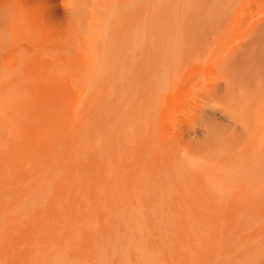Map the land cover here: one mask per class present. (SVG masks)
Here are the masks:
<instances>
[{"label": "rangeland", "instance_id": "rangeland-1", "mask_svg": "<svg viewBox=\"0 0 264 264\" xmlns=\"http://www.w3.org/2000/svg\"><path fill=\"white\" fill-rule=\"evenodd\" d=\"M92 1H88L89 10L96 7L95 4H93V7L91 6L92 4L90 5V3H94ZM140 1L137 2L138 4L133 3V5L137 6L133 7L134 10L128 2L126 3L129 6L126 3V5H123L127 6L125 10L123 7V12L120 7L119 17L121 12L124 14L126 11L124 15L122 14L123 17L119 18L120 27H117L116 39L120 48L115 52L118 55L113 60V67L109 66L111 78H107L111 83L117 84V87L112 84L113 87L109 89L112 93L109 92L111 94H107V96L111 95L112 97H105V99H108L107 103H109V105L107 103L105 105L106 118L96 117L100 119L98 120L99 123L96 121L93 130H85L83 133H87V136L85 135L84 138L83 133H80V139L78 138L77 126L79 123H84V119H87L90 115L87 106L88 97L92 92L89 89L90 83L87 90H80L74 80L77 78H72L75 67L73 70L66 68L68 71H73L72 75H69L70 71L65 72L64 70L66 69L63 67L67 65L71 67L72 65L70 66L68 62V64L64 63L67 65L62 64L64 59L59 55L57 56L58 50L56 49V55L54 56L55 49H49L48 47L50 46L48 45L46 47L44 44L45 46L43 47L45 49L34 48L35 51H33L34 49L30 51L26 49V53L18 46L21 41L12 43L13 46L4 48L5 50L1 48L0 63L2 62L3 68L0 66V73L2 72L1 74L3 75L2 69H4V74L10 76L11 73L13 74L12 71L15 73L18 71L17 68L21 73L18 74L17 72L14 74L15 78L13 75H11L13 76L11 78L4 75L5 80H3L2 75L0 76V79L2 78L4 81L0 80L2 82L0 85V96L2 95L0 97V215L4 217L2 218L5 221L3 222L0 216V222L2 221L5 224L1 223L0 228V264H39L42 260L55 262L54 264H136L128 256L125 257L126 253L124 250H126L127 244L133 243L136 246L142 241L148 242L152 246L153 252L150 250L145 253L141 251V257L138 258L141 264H163L162 262L164 264H264V170L262 171L264 168V154H261L264 147V124H262L264 123V106L259 109V105L262 103L260 99L264 97V0H150L151 4L147 3V0ZM128 7H131L133 11H130L131 8L127 10ZM129 13L130 15H128ZM125 15L127 16L124 17ZM131 15H134L133 27H130L129 23ZM183 18L184 20H182ZM138 25L141 26L139 27ZM130 28L136 29L138 36L135 32L132 33ZM150 28L152 29L150 30ZM163 28L168 33L166 34L168 40L165 38ZM84 30H87V27ZM169 32L172 33L170 34ZM147 33L151 39H149ZM131 34H134L132 45L135 47L132 49L129 47ZM162 38H165L164 40L166 41ZM145 39L147 40L146 44ZM137 40L138 42H136ZM142 45L143 48L140 49ZM160 45H162L161 49ZM163 45L165 46L163 47ZM14 46V51L9 49ZM175 46L178 49L177 51ZM169 47L170 49L174 48L171 53L174 50L176 53L171 54ZM164 48H167V50ZM36 49H39L40 54ZM49 50L51 51L49 53L50 57L47 54ZM2 51H4V54ZM5 51L8 52L5 53ZM68 51L72 53V50ZM68 51L66 54L69 53ZM9 52L11 54L15 52V54L10 55ZM33 52L35 54L38 52L39 55H35ZM131 52L134 56L131 55ZM29 53H31V57L28 55ZM24 54H27V56H24ZM51 55L57 56L56 59L60 57L59 59L62 60L60 61L61 63L54 62L56 64L59 63L60 65L57 64L59 67L63 66L56 68V70L58 69L57 74L54 69L52 70L54 72L51 71L50 74V69L46 68L56 66L53 61L51 62V60H54ZM172 55L173 58L171 57ZM138 56L140 58H137ZM24 57L27 60H24ZM118 57L120 61L117 60ZM12 61L14 62L12 63ZM155 61L159 62V64L162 61L163 65L169 63L168 65L171 68L167 65L168 73L170 76L176 75L172 81H176V77H178V80L181 79L180 81L182 82L178 81L181 84H178L177 90H174V84L170 92H168L170 87L167 90L163 88L164 92L159 86L160 84L158 86L162 91L158 89L156 80L153 81L155 76L151 73L154 70ZM18 63L21 65L20 67H17ZM113 64L124 66L121 71L127 72V74L123 73L124 76H122L120 69H118L121 66L115 68ZM12 65L14 66L12 67ZM125 66L126 68L129 67L128 69H131V71L126 69L125 72ZM44 67L49 72V74L46 72L48 77L45 74ZM40 68L42 69L41 71L39 70ZM62 68L63 74L66 73L68 75H59L58 78V71L62 70ZM119 73L121 74L120 77H124L122 82L120 77H118ZM179 73H181L180 79ZM20 74L21 76L19 77ZM150 76H152L151 79ZM44 77L46 78L43 79ZM8 78L9 80L6 82ZM99 79L95 80L96 86L94 88L104 81ZM13 80L15 81L13 82ZM74 81L76 83L73 84ZM149 81L151 86L148 85ZM9 82L13 83L9 84ZM219 83L220 86L215 92V98L213 97L210 102L212 106L208 107L209 109L213 108L212 111L216 112L214 113L215 115L213 112L210 113V115L213 114L212 117L216 116V118L208 120L210 121L209 124L204 120L197 123L198 127L195 126L196 128L188 129L194 117V113H192L193 107L199 102V98L205 97L207 89ZM75 84L77 87L74 86ZM146 88L148 90L152 88L151 92H148ZM120 89H124L121 95L119 94L122 91ZM158 90H160V94H158ZM173 91L176 92L172 94ZM82 93L84 99L79 98L82 99V102L75 100L74 104L71 100L78 99L77 96L82 97ZM154 93L158 96V99L161 96V100H158ZM165 93L170 96L173 95V99L167 94L164 95ZM165 96L170 98L167 97L169 106L166 108L163 106L166 102L168 103ZM116 97L119 99L114 103ZM126 98L130 99L126 101ZM79 102L82 104L80 105ZM136 102L137 104L135 105ZM125 103L128 106H124ZM167 103L166 105H168ZM140 104L141 106H139ZM92 107H95V105L92 104ZM220 107L228 109L227 112L232 119L225 118L223 120L218 118L221 116L217 112ZM81 112L85 113L87 118L83 119L85 115ZM230 112L233 113L231 114ZM165 113H167L166 116ZM77 114L79 115L78 118H76ZM101 119H103L102 122H100ZM234 119H243V121L235 122ZM75 120L77 121L75 122ZM159 120L161 121L158 124ZM125 121H128L129 125ZM213 123L218 125L219 129L217 126L215 128V125H213L214 128L212 126L209 128V125ZM107 124L111 127L108 128ZM201 124H203L202 127L200 126ZM165 125L168 127V136H164L167 130ZM127 126L128 131H126ZM138 129L142 131L140 132ZM194 129L196 130L193 131ZM200 130L204 132L202 133ZM19 131L21 132L19 133ZM198 131L200 132L198 133ZM147 132L149 133L147 134ZM14 135H18V137ZM187 135L192 136V142L188 149L184 150L182 141L188 140ZM229 135L232 137L229 138ZM86 137L87 139H85ZM164 138L165 140L163 141ZM85 140L88 141L87 146ZM71 144L74 146H71ZM77 146L81 147L76 148ZM167 146L169 147L167 148ZM181 146L182 148H180ZM120 147L124 149L122 148V150ZM245 150H247L246 154L250 151L252 152L248 156L250 158L252 155L253 159L246 157L245 160L241 157L243 155L242 152ZM206 151L208 153H205ZM93 152L96 154H93ZM222 152H225L227 162L228 160L229 162L217 164L216 155ZM256 152L258 156H256ZM81 154L83 155L81 156ZM67 156L69 158H66ZM147 156L149 157L147 158ZM200 158L202 159L200 160ZM245 161L252 164L247 163V166ZM104 162L106 164L109 163V166H106ZM241 162H244L243 167ZM122 164H125V166H121ZM180 164L182 165L180 166ZM56 166L59 168H57V171H53ZM141 166H145L143 171L140 168ZM162 166L164 167L163 170H161ZM173 166L176 167L173 168ZM217 166H219V170H217ZM229 166L231 168L233 166L234 169ZM244 168L246 169L242 170ZM229 169L238 178L232 175V172H227L230 171ZM138 170L140 171L137 172ZM52 171L57 174L51 173ZM60 171L61 175L58 178V172ZM105 171L108 177H106ZM52 174L57 176L54 178V176H50ZM227 175L230 177L234 176V178L230 179ZM40 176L45 177V182L42 183L44 177L40 178ZM143 177L145 178L143 179ZM148 177L150 180L147 179ZM52 178L54 179L52 180L54 184L50 180ZM46 179L50 180L51 185L47 183L44 190L42 186L48 181ZM185 179L186 181H184ZM142 180L145 182H142ZM150 183L152 184L151 186ZM76 185L77 189H75ZM166 185L169 187H166ZM232 185L233 187H231ZM134 186L136 187L133 188ZM237 186H241L239 187L240 189H237ZM51 187L52 189H50ZM98 187L101 189L99 190ZM138 187L141 189L140 191ZM225 187L228 193L223 191ZM235 187L237 188L234 189ZM39 188L44 191L49 188L50 192L48 190L47 192L49 193H43L42 190L38 191ZM85 188L87 191L84 190ZM60 190H62V194ZM76 190L79 191V193L77 192L78 195L75 193ZM36 192L38 194L42 193V196L40 194V196L36 195V197L34 195ZM82 192L83 194H81ZM224 192H226L227 196H224ZM47 194L48 196L45 198ZM25 195H27L26 200L32 199L30 203H33L34 198L40 197L38 198V203L35 202V204L31 205V207L34 205L33 210L30 209L29 202L27 205ZM32 195L35 197L31 198L30 196ZM166 195H168V198ZM73 196L74 199L72 198ZM41 198L42 200H39ZM114 198H116V202ZM55 199L56 201L59 200V202H56ZM20 200L23 201L21 202ZM82 200L86 201L81 202ZM136 202L139 203L137 204ZM139 204L140 206H138ZM23 205H27L25 207L28 210H25L32 211L31 213L29 212V216H27V211H22L24 210ZM170 205L182 207L184 214L185 212L187 213L185 216L188 221L191 220L188 223L190 225H187L185 231L181 232L180 237L182 239L175 233L172 236L167 233L166 236L161 237L159 244H154L150 243L148 237H141L143 233L140 228L147 221L155 229L158 224L160 229L163 230L171 228L170 221L168 219L166 221L164 216L162 217V213H165V210ZM15 207L19 211L22 208L20 211L22 213L16 212ZM87 208L90 209L88 210ZM25 212L27 218L23 215ZM15 213L19 214L16 216ZM7 214L9 216H5ZM21 214L23 216L20 219L19 216ZM12 215L15 216L12 217ZM22 218L24 219L22 220ZM67 219H70V221L68 222ZM88 220H90L89 224ZM175 220L176 218L174 217V223ZM147 231L149 230L145 228V232ZM65 233H69V238H63ZM71 235L74 236L71 237ZM138 241L141 242L136 243ZM118 244H120L118 246L120 248L117 249L116 246ZM121 248H124V250Z\"/></svg>", "mask_w": 264, "mask_h": 264}, {"label": "bare ground", "instance_id": "bare-ground-1", "mask_svg": "<svg viewBox=\"0 0 264 264\" xmlns=\"http://www.w3.org/2000/svg\"><path fill=\"white\" fill-rule=\"evenodd\" d=\"M89 2H90V0H88ZM87 0H0V50H2L1 48H8L9 46H13V44L12 43H16V42H19V41H21V44L20 45H18L19 47H21V50L22 51H30V50H33L34 48H44L45 49V47H43V46H45L46 45V47H48V46H50V47H48L49 49H55V53H53L54 54V56L56 55V49L59 51V54H58V51H57V56L59 55L62 59H64L63 61L64 62H62V64H64L65 62L67 63H69V65L72 67H68V63L67 64H64V65H67L66 67L64 66H57V64L58 65H60L59 63H54V62H60V61H62V60H60L59 58H57L56 59V57H54V56H52V59L54 58V60H51V62L53 61V64H56V66L55 67H51V68H48V67H46L47 69H50V74H51V71L54 69L55 70V72H56V74H57V70H56V68H61V67H63V68H70V69H72L73 70V68L75 67V69H74V74H73V71H70V72H72V73H70L69 71H68V69H66V70H64L65 72H69V75H72V78L73 77H76L77 79H74L75 81L73 82V84L74 83H76L77 84V86L79 87V89L80 90H82V91H85V90H87L88 89V84L90 83V86H89V89L92 91L91 93H90V95H89V97L88 96H86L87 95V93L89 94V92L87 91V93H86V97H88V104H87V106H88V109H89V112H90V115L88 116V118H87V116L85 115V113H82V114H84L85 116H83V119L86 117L87 119H84L85 121H84V123H79L78 124V126H77V130H78V132H77V135H78V138L80 139V137H79V134L80 133H83L85 130H93L94 128H95V126L94 125H96V121L98 122V120H100L99 118H96V117H100V118H106V116H107V114H106V111H105V105H106V103L108 102L107 100L108 99H105V97H109V96H111V95H109V96H107V94H111L112 92H111V90H109V89H111V87H113L114 85L116 86L117 84H114V83H111L109 80H107V78H111V72L109 71V66H112V63H113V60L114 59H116V56L118 55V53L116 54L115 52H117V50H119V46H118V41H117V32H118V29H117V27L119 26V18L120 17H123L122 16V12L127 8V6H129V4H130V6L133 8L134 6H136V5H133V3H137L139 0H94V1H92V2H94V3H90V5L93 7V4H95L96 5V7H93V8H90V10H89V8H88V2ZM136 1V2H135ZM141 1H143V0H141ZM140 1V2H141ZM126 2H128V3H126ZM154 2V1H153ZM127 4V6H123L124 4ZM146 3V2H145ZM147 3H152V2H150V0L148 1L147 0ZM45 4V5H44ZM125 4V5H126ZM138 4V3H137ZM63 5H65V6H63ZM146 5V4H145ZM149 5V4H148ZM148 5H147V7H148ZM151 6V5H150ZM122 8V12L120 13V17H119V11H121V8ZM123 7H124V10H123ZM131 7H128V9L127 10H130V8ZM137 7V6H136ZM132 8H131V10L130 11H133L134 10V8H133V10H132ZM149 8V7H148ZM187 7H186V5H185V9H186ZM145 9V8H144ZM126 12V11H125ZM125 12H124V14H125ZM146 12H147V10H146ZM186 12V11H185ZM127 13H128V11H127ZM126 13V14H127ZM149 13V12H148ZM123 14V15H124ZM128 15H130V13L128 14ZM144 15V14H143ZM148 15V14H147ZM176 15V14H175ZM127 15H125L124 17H126ZM142 16V15H141ZM167 17V16H166ZM133 19H134V15L132 16L131 15V17L129 18V23H130V27L132 26L133 27V25H134V23H133ZM124 21H125V19H123ZM148 20V19H147ZM146 20V21H147ZM151 20V19H150ZM149 20V21H150ZM182 20H184V18L182 19ZM181 20V21H182ZM146 21H145V23H146ZM169 21V20H168ZM152 22V21H151ZM166 22V21H165ZM144 23V22H143ZM144 23V24H145ZM178 23V22H177ZM183 23V22H182ZM122 24H123V22H122ZM147 24V23H146ZM165 24V23H164ZM95 25V26H94ZM120 25H121V21H120ZM143 25V24H142ZM148 25V24H147ZM153 25H155V24H153ZM182 25V24H181ZM93 26H94V28H93ZM139 26V25H138ZM138 26H136V27H138ZM141 26V25H140ZM139 26V27H140ZM152 26V25H151ZM160 26H161V24H160ZM87 27V30H84V28H86ZM120 27V26H119ZM149 27H150V25H149ZM159 27V26H158ZM166 27V26H165ZM178 27H179V25H178ZM135 28V27H134ZM147 28V27H146ZM157 28V27H156ZM172 28V27H171ZM117 29V30H116ZM131 29V28H130ZM152 28H150V30H151ZM132 30V33L133 32H135L136 33V29L134 30V29H131ZM148 30V29H147ZM178 30V29H177ZM180 30V29H179ZM144 31V30H143ZM143 31H142V33H143ZM146 31V30H145ZM156 31V30H155ZM159 31V30H158ZM139 32V31H138ZM152 32H153V30H152ZM162 32V31H161ZM163 32H164V34H165V38L167 39V36H166V34H168L167 32H166V30L163 28ZM166 32V33H165ZM179 32V31H178ZM127 33V32H126ZM134 33V34H135ZM145 33V32H144ZM150 33V32H149ZM170 33V32H169ZM172 33V32H171ZM170 33V34H171ZM123 34H125V33H123ZM128 34V33H127ZM134 34L132 35L131 34V45L129 44V47L132 49V48H135V47H133V36H134ZM137 34V33H136ZM140 34V33H139ZM153 34V33H152ZM151 34V35H152ZM180 34V33H179ZM143 35V34H142ZM162 35V34H161ZM21 36V37H20ZM130 36V35H129ZM137 36H138V34H137ZM147 36L149 37V35H148V33H147ZM156 36V35H155ZM164 36V35H163ZM175 36H176V33H175ZM153 37V36H152ZM162 37V36H161ZM181 37H182V35H181ZM137 38V37H136ZM142 38V37H141ZM164 38V39H165ZM172 38V37H171ZM174 38V37H173ZM178 38V37H177ZM183 38V37H182ZM146 39H147V37H146ZM145 39V40H146ZM149 39H151V37H149ZM163 39V38H162ZM163 39V40H164ZM181 39V38H180ZM179 39V40H180ZM136 40V39H135ZM163 40H162V43H163ZM168 40V39H167ZM176 40H178V39H176ZM175 40V41H176ZM149 41V40H148ZM154 41V40H153ZM164 41H166V40H164ZM136 42H138V40L136 41ZM146 42H147V40L145 41V44H146ZM160 42V41H159ZM128 43V42H127ZM135 43V42H134ZM150 43V42H149ZM161 43V42H160ZM169 43H170V41H169ZM169 43H167V45H169ZM172 43H174V42H172ZM179 43V42H178ZM43 44V45H42ZM45 44V45H44ZM136 44V43H135ZM165 44V43H164ZM174 44H176V43H174ZM173 44V45H174ZM41 45H42V47H41ZM48 45V46H47ZM53 46V47H52ZM135 46V45H134ZM137 46V45H136ZM161 46L162 45H160V49H161ZM165 45H163V47H164ZM176 46H178V45H176ZM176 46H175V50L177 51L178 49H176ZM9 48V49H12V51H14L13 49L15 48V46L13 47V48ZM141 48L140 49H142L143 48V45L142 46H140ZM162 47V48H163ZM167 47V46H166ZM18 48V47H17ZM129 48V49H130ZM178 48V47H177ZM19 49V48H18ZM18 49H16V50H18ZM27 49V50H26ZM136 49H138V48H136ZM148 49V48H147ZM146 49V50H147ZM164 49H166L167 50V48H164ZM169 49H170V47H169ZM172 49H174V48H171L170 49V53H171V51H173ZM5 50V49H4ZM15 50V51H16ZM20 50V51H21ZM39 51V49H36V51ZM47 51H48V49H46ZM68 50H72V53L70 52V51H68ZM125 50H127V51H129L128 49H125ZM175 50H174V52H175ZM9 51H11V50H9ZM33 51H35V49L33 50ZM45 51V50H44ZM53 51V50H52ZM67 51L69 52L68 54H66L67 53ZM73 51H74V53H73ZM141 51V50H140ZM3 52V54H4V51H2ZM8 52V51H7ZM6 51H5V53H7ZM54 52V51H53ZM139 52V51H138ZM143 52V51H142ZM157 52V51H156ZM166 52V51H165ZM174 52H172V53H174ZM13 54H11L10 52H9V54L10 55H14L15 54V52H12ZM26 53V52H25ZM34 54H35V52H33ZM32 53V54H33ZM45 54H46V51L44 52ZM49 53H51V51L49 50V52L47 53L48 54V56L50 57V54ZM159 53V52H158ZM167 53H168V51H167ZM166 53V54H167ZM171 53V54H172ZM176 53V52H175ZM174 53V54H175ZM0 54H1V51H0ZM23 54V53H22ZM22 54H20V55H22ZM36 54H38V52H36ZM35 54V55H36ZM39 54H40V51H39ZM38 54V55H39ZM42 54V53H41ZM120 54V53H119ZM153 54V53H152ZM151 54V55H152ZM160 54V53H159ZM173 54V55H174ZM19 55V56H20ZM27 56V54H24V56ZM30 57H31V53H29L28 54ZM37 55V56H38ZM43 56H44V54H42ZM131 55H132V52H131ZM173 55L171 56L172 58H173ZM132 56H134V55H132ZM135 56H137V55H135ZM141 56H142V54H141ZM162 56V55H161ZM166 56V55H165ZM1 57V56H0ZM14 57H16V56H14ZM40 57V56H39ZM19 58V57H18ZM23 58V57H22ZM22 58H20V60L21 61H23V59ZM25 59L24 60H27L26 59V57H24ZM29 58V57H28ZM44 58V57H43ZM134 58V57H133ZM136 58V57H135ZM137 58H140L139 56L137 57ZM143 58H144V56H143ZM160 58V57H159ZM179 58V57H178ZM181 58V57H180ZM59 59V60H58ZM12 60V59H11ZM16 60V59H15ZM14 60V61H15ZM19 60V59H18ZM29 60H31V59H29ZM67 60V61H66ZM117 60H119V57L117 58ZM132 60V59H131ZM151 60H153V59H151ZM1 61V60H0ZM14 61H12V63L14 62ZM47 61H49V60H47ZM120 61V60H119ZM134 61H135V59H134ZM172 62H173V60H171ZM180 61H181V59H180ZM15 62H17V61H15ZM125 63H126V61H124ZM148 62V61H147ZM2 63V62H1ZM0 63V64H1ZM23 63V62H22ZM61 63V62H60ZM70 63H73V64H70ZM117 63H118V61H117ZM171 63V62H170ZM10 64V63H9ZM25 64V63H24ZM132 64V63H131ZM130 64V65H131ZM135 64V63H134ZM150 64V63H149ZM155 67H154V70H152V74L155 76L154 78L155 79H153V81L154 80H156V84H157V86H158V84H160L159 86L161 87V89H163V88H166L165 90H167L169 87V91L168 92H170V90H172V88H173V84H174V86H175V89L174 90H177L176 88H177V86H179L182 82L180 81L181 79H180V74L181 73H179V79L180 80H178V77H176L177 78V80L176 81H172V79L174 80V76H176L175 74H174V76H170V74L168 73V70H167V68H168V64L167 63H165L164 65L162 64V61H161V64H159V62H157V61H155ZM181 64V63H180ZM15 65V64H14ZM14 65H12V67L14 66ZM114 65V64H113ZM129 65V66H130ZM168 65V66H167ZM1 67H2V64L0 65ZM6 66V65H5ZM16 66V65H15ZM21 65H19V63H18V66L17 67H20ZM52 66V65H51ZM118 66H121V65H117L116 66V64L114 65V67L115 68H117ZM127 66V65H126ZM126 66H125V72H126V69H127V71L129 70V71H131V69H128L129 67H127L126 68ZM178 67H179V65H177ZM176 66V67H177ZM22 67H23V65H22ZM21 67V68H22ZM49 67H50V65H49ZM113 67V66H112ZM111 67V68H112ZM124 67V66H123ZM122 66L121 67H118V69H120V71H121V69L123 68ZM133 67H135V65H133ZM132 67V68H133ZM152 67H153V64H152ZM170 68H171V66H169ZM177 67V68H178ZM3 68V67H2ZM11 68V67H10ZM9 68V69H10ZM15 68V67H14ZM21 68H20V71H21ZM24 68V67H23ZM42 68V67H41ZM39 69L40 71L42 70V69ZM45 68V67H44ZM46 68H45V74H46V72H48L47 70H46ZM63 68H62V70L60 69L59 71H58V78H59V75H61V76H64L65 74H63L64 72H63ZM169 68V69H170ZM174 68V67H173ZM176 68V69H177ZM180 68V67H179ZM112 69H114V68H112ZM117 69V70H118ZM124 69V68H123ZM122 69V70H123ZM3 70V75L0 73V76L2 75V78H4L3 80H5V76H9L8 74H4V69H2ZM1 70V71H2ZM17 72H18V74L19 73H21V72H19V69L17 68ZM111 70V69H110ZM181 70V69H180ZM8 71V70H7ZM9 71H11V70H9ZM16 71V70H15ZM137 71V70H136ZM170 71H171V69H170ZM13 72V74L11 73V75H13L14 76V74H16L14 71H12ZM49 72H48V74H49ZM52 72H54V71H52ZM112 72H114V71H112ZM119 72V71H118ZM60 73H62V74H60ZM121 73H122V76H124V74H127V72L126 73H124V71H121ZM124 73V74H123ZM135 73V72H134ZM137 73V72H136ZM18 74H17V77H18ZM45 74H43V75H45ZM48 74H46V76L48 75ZM172 74H173V72H172ZM5 75V76H4ZM9 76L10 78L11 77H13V76ZM66 75H68V74H66ZM118 75V74H117ZM116 75V76H117ZM136 75V74H135ZM151 75V74H150ZM21 76V74L19 75V77ZM41 76V75H40ZM121 76V74L119 73V75H118V77H120ZM6 77V78H7ZM16 76H14V78H15ZM48 77V76H47ZM54 77V76H53ZM66 77V76H65ZM118 77H116V78H118ZM151 77L152 76H150V79H151ZM173 77V78H172ZM2 78L0 79L2 82H4L3 80H2ZM46 77H44L43 79H45ZM64 78V77H63ZM100 78V79H99ZM17 79V78H16ZM73 79H71L72 81H73ZM96 79H99L100 81H101V79L102 80H104L98 87H96V88H94V86H96L95 85V80ZM119 79V78H118ZM121 79V80H120ZM120 81L122 82V79H124V77L122 78V77H120ZM148 79H149V77H148ZM149 79V80H150ZM9 80V78L6 80V82ZM11 80V79H10ZM70 80V81H71ZM78 80V81H77ZM91 80H94V81H91ZM98 80V81H99ZM111 80V79H110ZM116 80V79H115ZM119 80H117L118 82H119ZM0 81V85H1V82ZM12 81V80H11ZM15 80H13V82H14ZM91 81V82H90ZM171 81H172V83H171ZM178 81L179 82H181L180 84L178 83ZM12 82V83H13ZM121 82H119V83H121ZM226 82V81H225ZM229 82V81H228ZM11 82H9V84H12ZM72 83V82H71ZM150 81L148 82V85H150ZM8 84V85H9ZM15 84V83H14ZM76 84L74 85V86H76ZM112 84H113V86H112ZM123 84V83H122ZM121 84V85H122ZM155 84V83H154ZM179 84V85H178ZM222 85V84H221ZM3 86V85H2ZM10 86V85H9ZM76 86V87H77ZM151 86V85H150ZM155 86V85H154ZM158 86V89H160V87ZM220 86V83L219 84H215L212 88H209V89H207V91H206V95H205V97H201V98H199V102H197L196 104H195V106L193 107V112L192 113H194V117H193V119H192V123H191V125L188 127V129L190 128V129H192V127H195V126H197V123H199V122H202V121H204V120H206L207 122H208V124H209V122L210 121H208V120H211V119H214V117L216 118V116H213L212 117V115L214 114V113H216V112H213L212 111V109H209L208 107L209 106H212V105H210L211 103V100L213 99V97L215 98V92L217 91V89H218V87ZM117 87V86H116ZM115 87V88H116ZM123 87V86H122ZM121 87V88H122ZM135 87V86H134ZM139 88H140V86H139ZM149 88V87H148ZM148 88H146L147 90H148ZM153 88H155V87H153ZM94 89V90H93ZM116 89H118V88H116ZM127 89V88H126ZM152 89V88H151ZM150 89V90H151ZM160 89V90H161ZM9 90H11V89H9ZM112 90H113V88H112ZM115 90V89H114ZM120 90H122V89H120ZM124 90V89H123ZM123 90L119 93V92H117V93H119L120 95H121V93L123 92ZM150 90H148V92L150 91ZM157 90V89H156ZM155 90V91H156ZM160 90H158V94H160L159 93V91ZM165 90L163 89V91L165 92ZM118 91V90H117ZM135 91V90H134ZM133 91V92H134ZM162 91V90H161ZM18 92V91H17ZM109 92H111V93H109ZM151 92V91H150ZM154 92V91H153ZM176 91H173V93L172 94H174ZM241 92H243V91H241ZM85 93V92H84ZM113 93H114V91H113ZM156 93V92H155ZM154 93V94H155ZM116 94V93H115ZM163 94V93H162ZM167 93H165L164 95H166ZM71 95H73V94H71ZM79 95H80V93H79ZM144 95V94H143ZM148 95H150L149 93H148ZM168 95V94H167ZM259 95V94H258ZM257 95V96H258ZM2 96V95H1ZM0 96V97H1ZM3 96H4V94H3ZM119 96V95H118ZM135 96V95H134ZM152 96V95H151ZM154 96H156L157 97V99H158V96L155 94ZM153 96V97H154ZM169 97H171V99H173L172 98V96H170V95H168ZM167 96V97H168ZM256 96V97H257ZM71 97V96H70ZM78 97V99H73V100H71L73 103L75 102V100L77 101V100H82V99H84L83 97V93H82V97H80V96H77ZM112 97V96H111ZM110 97V98H111ZM121 97V96H120ZM122 97H123V94H122ZM138 97V96H137ZM160 98H161V96H159ZM166 97V96H165ZM165 97H163V98H165ZM166 97V98H167ZM168 97V98H169ZM76 98V97H75ZM79 98H82V99H79ZM155 98V97H154ZM159 98V99H160ZM166 99V101H168V103L165 101V99H164V101L168 104V105H166V103H165V105H163V106H165V108L167 107V106H169V99ZM4 99V98H3ZM117 99H119V98H117L116 97V101H114V103L115 102H117ZM130 99V98H129ZM129 99H127L126 98V101L127 100H129ZM140 99V98H139ZM158 99V100H159ZM105 100H106V102H105ZM110 100V99H109ZM133 100H135V99H133ZM145 100V99H144ZM143 100V101H144ZM156 100V99H155ZM161 100V99H160ZM261 100V102L262 103H260V105H259V109L261 108V107H263L264 106V97L263 98H261L260 99ZM124 101H125V99H124ZM150 101V100H149ZM71 102V103H72ZM82 102V101H81ZM85 102V101H84ZM110 102V101H109ZM113 102V101H112ZM146 102V101H145ZM154 102V101H153ZM160 102V101H159ZM170 102H172V100H170ZM77 103V102H76ZM128 104L130 103V102H127ZM154 103H157V102H154ZM162 103H163V101H162ZM246 103H247V101H246ZM75 104V103H74ZM79 104H80V102H79ZM82 104V103H81ZM80 104V105H81ZM92 104L93 105H95V107H92ZM108 105H109V103H107ZM128 104H124V106L125 105H127L128 106ZM137 104V102L135 103V105ZM142 104H143V102H142ZM161 104V103H160ZM160 104H158V105H160ZM130 105H133V104H131L130 103ZM152 105H154V104H152ZM225 105V104H224ZM250 105V104H249ZM138 106V105H137ZM139 106H141V104L139 105ZM5 107V106H4ZM75 107V106H74ZM79 107V106H78ZM85 107V106H84ZM158 107V106H157ZM218 107V106H217ZM233 107V106H232ZM247 107V106H246ZM245 107V108H246ZM249 107V106H248ZM252 107V106H251ZM2 108V107H1ZM10 108V107H9ZM8 108V109H9ZM80 108V107H79ZM83 108V107H82ZM111 108V107H110ZM109 108V109H110ZM125 108V107H124ZM156 108V107H155ZM159 108V107H158ZM229 108V107H228ZM234 108V107H233ZM233 108H231L232 110H233ZM12 109V108H11ZM74 109V108H73ZM108 109V110H109ZM130 109V108H129ZM134 109V108H133ZM162 109V108H161ZM3 110V109H2ZM7 110V109H6ZM85 110V109H84ZM138 110V109H137ZM136 110V111H137ZM141 110V109H140ZM165 110V109H164ZM227 110L228 109H226V108H222V107H220V108H218L217 109V112H219V114H221V116H219L218 118H220V119H227V118H231L230 116H229V113L227 112ZM230 110V109H229ZM231 110V111H232ZM4 111V110H3ZM77 111V110H76ZM75 111V112H76ZM129 111V110H128ZM133 111H135V110H133ZM133 111H131V112H133ZM139 111V110H138ZM147 111V110H146ZM215 111V110H214ZM7 112V111H6ZM20 112H22V111H20ZM78 112V111H77ZM86 112V111H85ZM114 112V111H113ZM130 112V113H131ZM144 112V111H143ZM148 112V111H147ZM165 112H167L166 110H165ZM211 112H213V114L212 115H210V113ZM257 112V111H256ZM2 113V112H1ZM14 113H16V112H14ZM231 113V112H230ZM233 113V112H232ZM231 113V114H232ZM254 113V112H253ZM19 114V113H18ZM86 114H89V113H86ZM123 114V113H122ZM139 114H140V112H139ZM138 114V115H139ZM137 115V114H136ZM154 115V114H153ZM158 115V114H157ZM160 115H162V114H160ZM159 115V116H160ZM167 115V113H165V116ZM215 115V114H214ZM256 115V114H255ZM3 116V115H2ZM75 116H76V113H75ZM131 116V115H130ZM3 117H5V116H3ZM79 117V115L77 114V117L76 118H78ZM81 117V116H80ZM138 118H139V116H137ZM136 117V118H137ZM142 117V116H141ZM10 118V117H9ZM96 118V119H95ZM133 118V117H132ZM153 118V117H152ZM257 118V117H256ZM83 119H82V121H83ZM103 119H101V121L100 122H102V120ZM108 119V118H107ZM131 119V118H130ZM155 119V118H154ZM161 119V118H160ZM232 119V118H231ZM22 120V119H21ZM111 120V119H110ZM235 120V122H237V121H239V120H241V121H243V119H234ZM259 120V119H258ZM77 120H75V122H76ZM105 121V120H104ZM108 121V120H107ZM128 121H129V119H128ZM128 121H125L128 125H129V123H128ZM160 121L161 120H159V122H157L158 124L160 123ZM248 121V120H247ZM9 122H10V120H9ZM57 122V121H56ZM79 122V121H78ZM139 122H140V119H139ZM138 122V123H139ZM231 122V121H230ZM99 123V122H98ZM216 123V122H215ZM215 123H213L212 125H209V128H210V126H212L213 127V125H215ZM111 124V123H110ZM165 124V123H164ZM211 124V123H210ZM218 124V123H217ZM234 124V123H233ZM262 124H264V123H262ZM15 125V124H14ZM157 125V124H156ZM202 125L203 124H201L200 126L202 127ZM205 125V124H204ZM236 125V124H235ZM255 125V124H254ZM85 126V127H84ZM99 126V125H98ZM103 126V125H102ZM138 127H139V125H137ZM166 126V125H165ZM206 126V125H205ZM216 126H217V128L219 127L218 125H215V128H216ZM229 126V125H228ZM16 127V126H15ZM71 127V126H70ZM74 127V126H73ZM100 127V126H99ZM107 127L108 128H110L111 126H109V124H107ZM162 127H164V126H162ZM198 127V126H197ZM223 127V126H222ZM225 127V126H224ZM234 127V126H233ZM30 128V127H29ZM103 128V127H102ZM102 128H101V130H102ZM150 128V127H149ZM196 128V127H195ZM214 128V127H213ZM71 129H72V127H71ZM75 129V128H74ZM99 129V128H98ZM103 129H105V128H103ZM124 129H126V128H124ZM140 129H142V128H140ZM145 129V128H144ZM163 129V128H162ZM161 129V130H162ZM167 129V130H166ZM166 133H164L165 135L164 136H166L167 135V131H168V127L166 126ZM203 129V128H202ZM219 129V128H218ZM240 129V128H239ZM14 130V129H13ZM139 130V129H138ZM137 130V131H138ZM196 129H194L193 131H195ZM204 130V129H203ZM211 130V129H210ZM231 130V129H230ZM229 130V131H230ZM16 131H18V130H16ZM34 131H36V130H34ZM95 131H96V129H95ZM126 131H128V126H127V129H126ZM140 131V130H139ZM142 131V130H141ZM140 131V132H141ZM201 131V130H200ZM200 131H198V133L200 132ZM9 132V131H8ZM21 131H19V133H20ZM26 132V131H25ZM76 132V131H75ZM86 132H88V131H86ZM105 132V131H104ZM156 132V131H155ZM197 132V131H196ZM202 133L204 132V131H201ZM213 132V131H212ZM211 132V133H212ZM231 132V131H230ZM18 133V132H17ZM16 133V134H17ZM51 133V132H50ZM100 133H102L101 131H100ZM144 133H146V132H144ZM149 132H147V134H148ZM195 133V132H194ZM207 133V132H206ZM23 134V133H22ZM87 133H83L82 135H84L83 136V138L85 137V135H86ZM91 134H93V132H91ZM103 134V133H102ZM156 134V133H155ZM197 134V133H196ZM201 134V133H200ZM81 135V136H82ZM97 135V134H96ZM101 135V134H100ZM114 135V134H113ZM142 135H144L143 133H142ZM216 135V134H215ZM14 136H16V135H14ZM19 136H20V134H19ZM87 136V135H86ZM103 136V135H102ZM105 136V135H104ZM128 136V135H127ZM154 136V135H153ZM168 136V135H167ZM186 136V135H185ZM185 136H183L184 138H187V137H185ZM188 136V135H187ZM194 137H195V135H193ZM203 136H204V134H203ZM213 136V135H212ZM16 137H18V135L16 136ZM60 137V136H59ZM101 137V136H100ZM110 137V136H109ZM140 137V136H139ZM145 137V136H144ZM151 137V136H150ZM182 137V136H181ZM191 137L192 136H188V140H186L185 142L184 141H182L183 142V149L184 150H187L188 149V147H189V145L191 144V142H192V140H191ZM193 137V138H194ZM230 137H232L231 135H229V138ZM22 138V137H21ZM78 138H76V139H78ZM104 138V137H103ZM107 138V137H106ZM111 138H112V136H111ZM55 139V138H54ZM72 139H73V137H72ZM79 139H78V141H79ZM82 139V138H81ZM85 139H87V137L85 138ZM149 139V138H148ZM160 139H162V138H160ZM209 140H210V138H208ZM218 139V138H217ZM61 140V139H60ZM165 140V138L163 139V141ZM219 140V139H218ZM221 140V139H220ZM260 140V139H259ZM57 141V140H56ZM78 141H77V143H78ZM86 141V140H85ZM111 141V140H110ZM118 141V140H117ZM61 142V141H60ZM88 141H86V143H87ZM152 142H153V140H152ZM181 142V141H180ZM220 142H222V141H220ZM224 142H226V141H224ZM263 142V141H262ZM11 143V142H10ZM74 143V142H73ZM85 143V142H84ZM83 143V144H84ZM108 143V142H107ZM119 143H121V142H119ZM129 143V142H128ZM127 143V144H128ZM247 143H248V141H247ZM12 144V143H11ZM83 144H82V146H83ZM111 144V143H110ZM125 144V143H124ZM145 144V143H144ZM178 144V143H177ZM210 144V143H209ZM228 144V143H227ZM263 144V143H262ZM80 145V144H79ZM88 145V143L86 144V146ZM151 145H152V143H151ZM214 145V144H213ZM247 145V144H246ZM10 146V145H9ZM71 146H74L73 144H71ZM76 146V145H75ZM102 146V145H101ZM112 146V145H111ZM120 146V145H119ZM124 146V145H123ZM150 146V145H149ZM209 146V145H208ZM244 146V145H243ZM27 147H28V145H27ZM30 147V146H29ZM79 147H81V146H77L76 148H79ZM103 147H104V145H103ZM157 147V146H156ZM169 146H167V148H168ZM252 147V146H251ZM262 147V146H261ZM101 148V147H100ZM107 148V147H106ZM110 148V147H109ZM113 148V147H112ZM121 148V147H120ZM123 148V147H122ZM121 148V149H122ZM148 148V147H147ZM151 148H153V146H151ZM150 148V149H151ZM162 148V147H161ZM179 148V147H178ZM180 148H182V146L180 147ZM221 148H222V144H221ZM228 148V147H227ZM32 149V148H31ZM74 149V148H73ZM82 149V148H81ZM121 149H119V150H121ZM124 149V148H123ZM122 149V150H123ZM159 149V148H158ZM210 149V148H209ZM208 149V150H209ZM213 149V148H212ZM211 149V150H212ZM215 149V148H214ZM223 149V148H222ZM263 150H264V147L262 148ZM3 150V149H2ZM70 150H71V148H70ZM75 150V149H74ZM87 150V149H86ZM85 150V151H86ZM126 150V149H125ZM207 150V149H206ZM221 150V149H220ZM262 150V152H261V154L263 153L264 154V151ZM76 151V150H75ZM77 151H79V150H77ZM88 151H89V149H88ZM108 151H109V149H108ZM111 151V150H110ZM162 151H163V148H162ZM177 151V150H176ZM202 151H203V149H202ZM202 151H200V152H202ZM205 151V150H204ZM115 152V151H114ZM129 152V151H128ZM164 152V151H163ZM251 152V151H250ZM250 152H248V154L250 153ZM82 153V152H81ZM87 153V152H86ZM86 153H84V154H86ZM119 153V152H118ZM203 153V152H202ZM205 153H208L207 151L205 152ZM210 153H212V152H210ZM213 153H214V151H213ZM213 153H212V155H213ZM243 153V155H241V157L242 158H246V157H248L249 158V156H248V154H246L247 153V150H245V151H243L242 152ZM71 154V153H70ZM75 154H76V152H75ZM93 154H96V153H94L93 152ZM109 154V153H108ZM117 154V153H116ZM123 154V153H122ZM142 154H144V153H142ZM175 154V153H174ZM232 154V153H231ZM251 154H252V152H251ZM262 154V155H263ZM83 154H81V156H82ZM120 155V154H119ZM200 155H201V153H200ZM199 155V156H200ZM17 156V155H16ZM69 156V155H68ZM66 157V158H69V157ZM123 156V155H122ZM127 156V155H126ZM210 156H211V154H210ZM217 157H216V162H217V164H219V163H228L229 162V160H228V162H227V157H226V155H225V152H222V153H220V154H218V155H216ZM256 156H258V154H257V152H256ZM256 156H255V159H256ZM261 156V155H260ZM259 156V157H260ZM149 156H147V158H148ZM196 157V156H195ZM201 157V156H200ZM264 157V156H263ZM24 158V157H23ZM75 158H77V157H75ZM74 158V159H75ZM85 158V157H84ZM100 158H102V157H100ZM104 158V157H103ZM102 158V159H103ZM107 158V157H106ZM161 158V157H160ZM192 158H194V157H192ZM211 158V157H210ZM214 158V157H213ZM251 159H253V157H252V155H251V157H250ZM249 158V159H250ZM33 159V158H32ZM202 158H200V160H201ZM208 159V158H207ZM212 159V158H211ZM243 159V160H244ZM249 159H248V161H249ZM254 159V160H255ZM260 159V158H259ZM26 160V159H25ZM68 160V159H67ZM106 160H108V159H106ZM105 160V161H106ZM175 160H176V157H175ZM175 160H174V162H175ZM198 160V159H197ZM246 160V159H245ZM257 160V159H256ZM22 161V160H21ZM85 161V160H84ZM112 161V160H111ZM193 161V160H192ZM207 161V160H206ZM206 161H205V163H206ZM231 161V160H230ZM234 161V160H233ZM232 161V162H233ZM238 161V160H237ZM251 161V160H250ZM65 162H66V160H65ZM128 162V161H127ZM161 162H163V161H161ZM160 162V163H161ZM166 162H167V160H166ZM194 162V161H193ZM204 162V161H203ZM212 162H213V160H212ZM259 162V161H258ZM155 163H157V162H155ZM197 163H199V162H197ZM242 163V162H241ZM244 163V162H243ZM242 163V167H243V164ZM245 163H246V165H247V163L248 162H246L245 161ZM249 163H251V162H249ZM248 163V164H249ZM58 164V163H57ZM104 164H106L105 162H104ZM109 164V163H108ZM108 164H106V166H109ZM157 164H159V163H157ZM156 164V165H157ZM164 164H166V163H164ZM163 164V165H164ZM169 164H170V162H169ZM174 164V163H173ZM195 164V163H194ZM252 164V163H251ZM125 166V164H122L121 166ZM133 165V164H132ZM131 165V166H132ZM139 165V164H138ZM140 165H142V164H140ZM155 165V166H156ZM182 164H180V166H181ZM198 165V164H197ZM208 165L210 166V164L208 163ZM212 165V164H211ZM221 165V164H220ZM219 165V166H220ZM228 165V164H227ZM263 165V164H262ZM62 166V165H61ZM118 166H119V164H118ZM219 166H217V170H219L218 169V167ZM222 166H224V165H222ZM235 166H237V165H235ZM248 166V165H247ZM246 166V168H247V170H248V167ZM50 167V166H49ZM145 167V166H144ZM144 167L143 166H141L140 168H141V170L143 171V169H144ZM176 167V166H175ZM174 166H173V168H175ZM195 167V166H194ZM230 167V166H229ZM228 167V168H229ZM250 167H252V166H250ZM57 168H59V167H57L56 166V168H54L53 169V171H57ZM110 168V167H109ZM114 168V167H113ZM119 168V167H118ZM117 168V169H118ZM163 166H162V168H161V170H163ZM169 168V167H168ZM183 168V167H182ZM188 168V167H187ZM192 168V167H191ZM209 168V167H208ZM231 168V167H230ZM246 168H244V169H242V170H245ZM261 168V167H260ZM25 169V168H24ZM46 169V168H45ZM177 169V168H176ZM175 169V170H176ZM224 169V168H223ZM231 169H234L233 168V166H232V168ZM239 169V168H238ZM49 170H50V168H49ZM58 170H60V169H58ZM105 170H106V168H105ZM153 170H154V168H153ZM169 170V169H168ZM189 170H190V168H189ZM194 170V169H193ZM206 170V169H205ZM225 170H226V168H225ZM228 170V169H227ZM230 170V169H229ZM253 170H256V169H253ZM252 170V171H253ZM258 170H261V169H258ZM257 170V171H258ZM264 170V168L262 169V171ZM53 171L51 172V173H53ZM114 171H115V169H114ZM113 171V172H114ZM140 170H138L137 172H139ZM145 171H146V169H145ZM170 171V170H169ZM187 171V170H186ZM238 171V170H237ZM249 171V170H248ZM45 172V171H44ZM77 172V171H76ZM158 172H162V171H158ZM223 172H225L224 170H223ZM222 172V173H223ZM227 172H232L231 170L230 171H227ZM240 172H242V173H244L243 171H240ZM255 172V171H254ZM55 173V172H54ZM53 173V174H54ZM61 173V171L60 172H58V176L57 175H50V176H54V178L57 176L58 178H59V176L61 175L60 174ZM64 173H65V171H64ZM79 173V172H78ZM77 173V174H78ZM105 173H106V171H105ZM222 173H220V174H222ZM233 173V172H232ZM256 173V172H255ZM254 173V174H255ZM49 174V173H48ZM55 174H57V173H55ZM117 174V173H116ZM123 174V173H122ZM145 174H147V173H145ZM151 174V173H150ZM216 174V173H215ZM238 174V173H237ZM8 175V174H7ZM42 175V174H41ZM43 175H45V174H43ZM105 175V174H104ZM133 175V174H132ZM149 175V174H148ZM153 175V174H152ZM166 175V174H165ZM164 175V176H165ZM173 175V174H172ZM224 175H225V173H224ZM232 175H234L235 177H237L238 178V176L235 174V173H233ZM231 175V176H232ZM243 175V174H242ZM259 175V174H258ZM49 176V175H48ZM147 176V175H146ZM145 176V177H146ZM167 176H168V174H167ZM227 176H229V175H227ZM234 176L233 177H230V179L231 178H234ZM240 176V175H239ZM42 176H40V178H41ZM44 177V176H43ZM42 177V178H43ZM106 177H108V175H107V173H106ZM113 177H115V176H113ZM133 177V176H132ZM145 177H143V179L145 178ZM157 177V176H156ZM222 177H224V176H222ZM228 177V178H229ZM255 177H258V176H255ZM49 178V177H48ZM88 178V177H87ZM121 178V177H120ZM215 178V177H214ZM240 178H242L241 176H240ZM253 178V177H252ZM109 179V178H108ZM141 179V178H140ZM147 179H149V177L147 178ZM207 179V178H206ZM226 179V178H225ZM42 180H44V181H42ZM42 180H40V181H42V183L43 182H45V177H44V179H42ZM48 179H46V181H47ZM51 180V182H52V180H54L53 178L52 179H50ZM50 180H48L47 182H46V184L44 185V186H42V187H44V190H45V187H46V185H47V183H48V185H51V183H50ZM135 180V179H134ZM137 180V179H136ZM150 180V179H149ZM148 180V181H149ZM167 180V179H166ZM254 180V179H253ZM40 181H39V183H40ZM78 181V180H77ZM76 181V182H77ZM89 181V180H88ZM184 181H186V179L184 180ZM226 181H227V179H226ZM228 181H229V179H228ZM243 181H244V178H243ZM252 181V180H251ZM255 181V180H254ZM72 182H73V180H72ZM72 182H71V184H72ZM81 182V181H80ZM107 182V181H106ZM137 182V181H136ZM142 182H145V181H143L142 180ZM141 182V183H142ZM146 182H147V180H146ZM151 182V181H150ZM157 182V181H156ZM159 182H161V180H159ZM158 182V183H159ZM223 182V181H222ZM53 183V182H52ZM82 183V182H81ZM148 183V182H147ZM146 183V184H147ZM157 183V184H158ZM226 183V182H225ZM243 183V182H242ZM3 184V183H2ZM54 184V183H53ZM70 184V183H69ZM77 184V183H76ZM112 184V183H111ZM137 184V183H136ZM166 184V183H165ZM222 184V183H221ZM227 184V183H226ZM38 185V184H37ZM41 185V184H40ZM73 185V184H72ZM79 185V184H78ZM152 184L150 183V186H151ZM154 185V184H153ZM53 186V185H52ZM86 186V185H85ZM130 186V185H129ZM168 185H166V187H167ZM224 186H226V185H224ZM224 186H222L223 188H224ZM37 187V186H36ZM48 187H50V186H48ZM72 187V186H71ZM136 186H134L133 188H135ZM164 187V186H163ZM162 187V188H163ZM169 187V186H168ZM172 187V186H171ZM227 187V186H226ZM226 187H225V190H223V191H226ZM231 187H233V185L231 186ZM238 187V188H237ZM237 187H235L234 189H240L239 187H241V186H237ZM35 188V187H34ZM34 188H33V190H34ZM38 188V187H37ZM133 188H131V189H133ZM139 188V187H138ZM138 188H137V190H138ZM155 188V187H154ZM47 189V188H46ZM50 189H52V187L50 188ZM50 189L48 188V190H49V192H50ZM75 189H77V185H76V187H75ZM98 189H99V187H98ZM101 189V188H100ZM99 189V190H100ZM160 189V188H159ZM40 190H42V189H40L39 188V190L38 191H40ZM44 190H42L43 191V193H46L47 191H44ZM84 190H86V188L84 189ZM83 190V191H84ZM141 189L139 188V191H140ZM170 190V189H169ZM172 190V189H171ZM37 191V192H38ZM41 191V192H42ZM61 191V194H62V190H60ZM87 191V190H86ZM85 191V192H86ZM153 191V190H152ZM235 191V190H234ZM35 193L34 195L36 196V195H38V196H40V194H41V196H42V193H40V194H38V193ZM49 192H47V193H49ZM79 193V191H77L76 190V194L78 195V193ZM102 192V191H101ZM162 192V191H161ZM169 192V191H168ZM227 193H228V191H226ZM226 192H224L225 193V195L224 196H227L226 195ZM135 193V192H134ZM159 193V192H158ZM51 194V193H50ZM50 194H49V196H50ZM75 194V195H76ZM81 194H83V192L81 193ZM81 194H80V196H81ZM125 194V193H124ZM219 194V193H218ZM217 194V195H218ZM242 194V193H241ZM241 194H239L240 196H241ZM247 194V193H246ZM28 195H29V193H28ZM34 195H32V196H30L31 198L34 196ZM69 195V194H68ZM134 195V194H133ZM140 195H141V192H140ZM26 196L27 195H25V200H26ZM34 196V197H35ZM47 196H48V194L46 195V197L45 198H47ZM89 196V195H88ZM120 196V195H119ZM147 196V195H146ZM167 196V198H168V195H166ZM33 197V198H34ZM37 197V196H36ZM75 197H77V196H75ZM87 197V196H86ZM131 197H132V195H131ZM141 197H142V195H141ZM165 197V196H164ZM244 197V196H243ZM24 198V197H23ZM38 198H40V197H38ZM38 198L36 199V198H34V200H37V201H34L33 200V203L35 204V202L36 203H38L39 201H38ZM43 198H44V196H43ZM44 198V199H45ZM66 198V197H65ZM73 199H74V196L72 197ZM71 198V199H72ZM83 198H84V196H83ZM120 198V197H119ZM161 198V197H160ZM226 198V197H225ZM246 198V197H245ZM15 199V198H14ZM53 199V198H52ZM72 199V200H73ZM81 199V198H80ZM79 199V200H80ZM115 199V200H114ZM113 200L116 202V198H114ZM141 199V198H140ZM29 200V201H28ZM39 200H42V198L41 199H39ZM21 202L23 201V200H20ZM27 202V205L30 203V201H32V199L30 200V199H27L26 200ZM55 201H56V199H55ZM86 201V200H85ZM85 201H81V202H85ZM138 201V200H137ZM20 202V203H21ZM29 202V203H28ZM56 202H59V200L58 201H56ZM73 202V201H72ZM142 202V201H141ZM159 202V201H158ZM170 202V201H169ZM25 203V202H24ZM32 202L29 204L30 205V209H34V205H33V207H31V205L33 204ZM71 203V202H70ZM69 203V204H70ZM137 203V202H136ZM139 203V202H138ZM137 203V204H138ZM143 203V202H142ZM154 203V202H153ZM160 203V202H159ZM165 203V202H164ZM76 204V203H75ZM89 204V203H88ZM141 204V203H140ZM140 204L138 205V206H140ZM162 204V203H161ZM20 205H22V204H20ZM27 205H25V206H27ZM19 206V205H18ZM17 206V207H18ZM24 206V205H23ZM22 206V207H23ZM23 207V209L24 210H22V208H20L23 212L24 211H27L28 209H27V207ZM39 206V205H38ZM58 206H59V204H58ZM84 206H86V204H84ZM91 206V205H90ZM89 206V207H90ZM102 206V205H101ZM20 207V206H19ZM19 207H18V209H19ZM78 207V206H77ZM141 207H142V205H141ZM151 207V206H150ZM28 208H29V206H28ZM80 208V207H79ZM93 208V207H92ZM103 208V207H102ZM15 209H16V212H18L19 210L15 207ZM14 209V210H15ZM25 209H27V210H25ZM88 209V208H87ZM90 209V208H89ZM88 209V210H89ZM104 209V208H103ZM108 209V208H107ZM143 209V208H142ZM20 210V211H21ZM80 210V209H79ZM83 210V209H82ZM101 210V209H100ZM152 210V209H151ZM12 211H13V209H12ZM19 211V212H20ZM84 211V210H83ZM142 211V210H141ZM153 211V210H152ZM187 211V210H186ZM29 212L30 211H27V213H28V215L27 216H29ZM32 212V211H31ZM30 212V213H31ZM80 212V211H79ZM85 212V211H84ZM87 212V211H86ZM190 212V211H189ZM9 213V212H8ZM20 213H22V212H20ZM10 214H13V213H10ZM17 214H19V213H15V215L17 216ZM26 212L23 214L25 217H26ZM77 214H78V211H77ZM91 214H93V213H91ZM187 213L185 212V214H184V212H183V210H182V207H180V206H172V205H170L169 206V208L167 209V210H165V213L163 212L162 213V217L164 216V220H166L167 221V219H168V221H170V226H171V228L170 229H168V230H163V229H160V225L158 224V225H156V229L155 228H152V226H151V223H149L148 221H147V223H145L144 224V226H141V228H140V230H142V233H143V235H141V237H148V239H149V241H150V243H154V244H159L160 242H161V237H164V236H166V234L167 233H170L171 234V236H172V234L173 233H175V234H177L179 237H180V235H181V232H184L185 231V228H186V226L187 225H190V224H188V223H190L191 222V220H189L188 221V218L185 216ZM14 215V216H15ZM22 214L19 216L20 217V219H21V216H23ZM30 215H32V214H30ZM79 216H80V214H78ZM1 216V220H3V216L2 215H0ZM5 216H9L8 214L7 215H5ZM13 215H12V217H14ZM142 216H144V215H142ZM141 216V217H142ZM146 216V215H145ZM3 217V218H2ZM24 217V218H25ZM40 217V216H39ZM65 217V216H64ZM92 217H93V215H92ZM174 217L176 218V220H175V223H174ZM208 217V216H207ZM18 218V217H17ZM24 218H22V220L24 219ZM27 218V217H26ZM191 218V217H190ZM18 220V219H17ZM68 220V222L70 221V219H67ZM145 220V219H144ZM248 220V219H247ZM20 221V220H19ZM66 221V220H65ZM75 221V220H74ZM89 221L90 220H88V224H89ZM146 221V220H145ZM3 222H5L4 220H3ZM11 222V221H10ZM85 222V221H84ZM1 223H2V221L0 222V228H1ZM19 223V222H18ZM167 223V222H166ZM193 223V222H192ZM258 223V222H257ZM3 225H5L4 223H2ZM73 224H75V223H73ZM196 224V223H195ZM65 225V224H64ZM82 225V224H81ZM169 226V227H170ZM59 227V226H58ZM145 228L146 229H148L149 231H147V232H145ZM190 228V227H189ZM3 230V229H2ZM36 230V229H35ZM64 230H66L65 228H64ZM61 231V230H60ZM198 231V230H197ZM141 232V231H140ZM1 233V232H0ZM38 233V232H37ZM69 233H65L64 234V237L63 238H69V235H68ZM4 235V234H3ZM209 235V234H208ZM74 235H71V237H73ZM70 237V238H71ZM174 237V236H173ZM36 238V237H35ZM181 238V237H180ZM79 239V238H78ZM182 239V238H181ZM259 239V238H258ZM128 241V240H127ZM139 242H141V241H138V242H136V243H139ZM24 244V243H23ZM116 244V243H115ZM95 245V244H94ZM100 245V244H99ZM133 243H130V244H127V246H126V250H124V248H121V249H123L124 251H125V253H126V256L125 257H129V258H131V261L132 262H134V263H136V264H141V262L139 261V257H141L140 255H141V251H143L144 253L145 252H148V250H150V251H152L153 252V249H151V245L148 243V242H141V243H139V244H137L136 246L134 245ZM118 246H120V244H118L116 247H117V249L118 248H120V247H118ZM105 247V246H104ZM33 248V247H32ZM116 249V250H117ZM113 250V249H112ZM122 250V251H123ZM105 254V253H104ZM147 255V254H146ZM151 255V254H150ZM102 257V256H101ZM153 258H154V256H152ZM246 257V256H245ZM144 258V257H143ZM244 258V257H243ZM249 258V257H248ZM133 259V260H132ZM242 260V259H241ZM245 260V259H244ZM106 261V260H105ZM123 261V260H122ZM155 261V260H154ZM34 262V261H33ZM38 262V261H37ZM40 262V261H39ZM215 262V261H214ZM55 263V262H54ZM54 263H52L51 261H48V260H45V261H41V263H39V264H54ZM88 263V262H87ZM150 263H151V261H150ZM163 264H164V262H162ZM35 264V263H34ZM241 264V263H240Z\"/></svg>", "mask_w": 264, "mask_h": 264}]
</instances>
